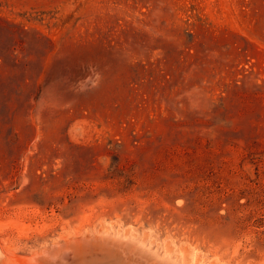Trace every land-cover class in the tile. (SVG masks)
<instances>
[{
	"label": "rangeland",
	"instance_id": "rangeland-1",
	"mask_svg": "<svg viewBox=\"0 0 264 264\" xmlns=\"http://www.w3.org/2000/svg\"><path fill=\"white\" fill-rule=\"evenodd\" d=\"M67 242L264 264V0H0V264Z\"/></svg>",
	"mask_w": 264,
	"mask_h": 264
},
{
	"label": "bare ground",
	"instance_id": "bare-ground-1",
	"mask_svg": "<svg viewBox=\"0 0 264 264\" xmlns=\"http://www.w3.org/2000/svg\"><path fill=\"white\" fill-rule=\"evenodd\" d=\"M84 239L83 241H85ZM73 240L75 239H72V241ZM96 240L97 239H95V241ZM95 241L93 240V242ZM97 242L99 243L100 240ZM82 243L83 242H75V243L67 242L62 246H54L53 247L54 249H50L45 252L43 251V253L37 252L39 253L38 256L34 255L29 258L27 257L19 258L18 256L17 257L18 261L16 262V264H134L129 260H125V257L123 259L121 256L123 255L122 254L123 252L122 253L119 252L121 253L120 255L118 253V250H115L114 248H112V246L107 247L101 244L96 247L93 246L94 247L93 248L89 244V246L92 247L89 248V246L86 245L87 242L86 244H82ZM123 256L127 257V255H123ZM2 261L4 262V260Z\"/></svg>",
	"mask_w": 264,
	"mask_h": 264
}]
</instances>
